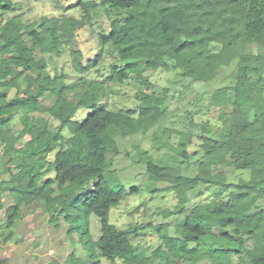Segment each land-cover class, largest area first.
<instances>
[{
  "label": "trees",
  "instance_id": "obj_1",
  "mask_svg": "<svg viewBox=\"0 0 264 264\" xmlns=\"http://www.w3.org/2000/svg\"><path fill=\"white\" fill-rule=\"evenodd\" d=\"M99 4L110 29L98 33L100 48L85 62L77 36ZM76 5L83 10L80 18L43 15L28 22L12 0H0L2 225L17 227L22 209L35 203L53 227L67 224L74 248L77 235L85 257L74 250L64 262L50 264H102L103 258L109 264H264V0H80ZM214 43L219 49H212ZM107 46L117 62L104 71L99 65ZM65 48L77 78L50 72L47 56H60ZM233 63L229 84L218 87L210 102L222 109L220 129L190 122L202 129L195 137L203 158L193 176L180 165H159L143 151L148 178L170 184L176 193L178 203L168 215H183L176 223L179 235L162 232L166 224L154 226L162 244L145 254L131 238L148 224L119 228L110 220L112 208L138 193L137 185L107 178L113 173L109 152L119 153L121 139L147 134L165 119L168 90L158 94L145 72L176 68L184 77L210 82ZM131 76L141 84L137 107H106L107 92ZM81 108L90 114L75 119ZM177 133V153L189 163L194 134ZM226 166L249 170V178L230 182ZM202 184L220 191L189 208L191 194H205ZM5 196L13 200L8 206ZM92 215L100 224L97 238ZM13 234L1 235L7 240ZM8 262L0 258V264Z\"/></svg>",
  "mask_w": 264,
  "mask_h": 264
},
{
  "label": "rangeland",
  "instance_id": "obj_2",
  "mask_svg": "<svg viewBox=\"0 0 264 264\" xmlns=\"http://www.w3.org/2000/svg\"><path fill=\"white\" fill-rule=\"evenodd\" d=\"M12 1L15 3V12L20 13L23 19L28 22L38 20L43 15L65 14L80 18L83 14L81 6L76 5L80 0ZM73 4L75 6H72ZM91 15L92 21L83 26L77 36L85 62L95 57L100 48L98 33L101 30L109 31L110 29L109 18L102 5L97 10H92ZM212 49L217 50L219 47L214 43ZM104 50V59L99 67L105 71L108 65L117 62V56L111 46L105 47ZM47 57L50 60L49 69L52 74L64 72L68 79L79 76L73 68L67 48L60 56L49 55ZM235 68L236 63H233L230 68L222 70L220 75L210 82L194 81L184 77L182 70L176 68L169 70L148 69L145 72L150 81L157 86L158 94L163 89L168 90V110L165 119L147 134L138 133L121 139L119 153L109 152V158L113 162V173L107 174L108 180L112 183L117 178L127 187L137 185L138 193L128 195L118 206L112 208L110 220L119 228L148 224L147 228L140 230L137 236L131 238L139 251L151 254L162 244L160 233L154 229L155 225L166 224L162 232L179 235L176 223L183 218L181 214L168 215L167 212L174 210L178 203L176 193L170 184L154 182L148 178L146 165L141 160L143 151H147L148 155L159 165H180L184 174L193 176L197 172L199 161L203 158L200 141L195 137L202 133V129L193 128L190 122L193 119L194 123L204 124L215 131L220 129L222 121L219 116L222 109L211 105L210 102L218 87L229 84V75ZM89 74L91 77L96 75L94 72ZM140 87L141 84L137 79L131 76L125 83L117 84L108 91L102 102L109 108H136ZM46 102L50 103L49 100ZM90 112V109L81 108L75 119L84 120ZM190 129L194 134V141L188 147L192 156L187 163L177 153L179 140L177 131L189 132ZM64 135L68 136L69 131L65 130ZM212 135L215 134L212 133ZM163 142L166 144L163 145ZM50 157L53 158V154ZM224 170L228 174L230 182H237L240 177L248 179L250 174L249 170H234L231 166H226ZM154 189H156L155 192ZM200 189L205 194L200 197L191 194L189 208L192 205L212 200L215 193L220 191L219 188L203 184L200 185ZM4 199L7 206L13 202L8 196H5ZM262 205L264 206V201H262ZM22 211L18 226L12 229L13 236L7 240L1 234H9L12 230L2 225L5 222V211L0 212V258H9L8 264H50L55 260L64 262L74 250L78 255L85 257L82 246L78 242V236L74 235V248V244L67 234V224L62 221L59 228L53 227L41 204L35 203L32 206L24 207ZM91 228L93 236L97 238L101 230L98 219L94 215L91 217ZM247 244L251 245V242L248 241ZM181 263L209 264V260H202L198 263H187L182 260ZM102 264H109V262L103 258ZM117 264H123V262L117 260ZM156 264L159 262L156 261Z\"/></svg>",
  "mask_w": 264,
  "mask_h": 264
}]
</instances>
